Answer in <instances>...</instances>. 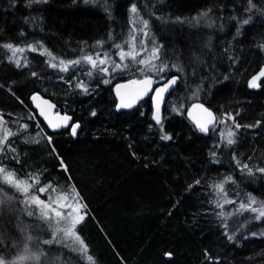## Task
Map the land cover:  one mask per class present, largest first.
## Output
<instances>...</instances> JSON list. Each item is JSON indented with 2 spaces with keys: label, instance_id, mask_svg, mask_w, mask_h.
<instances>
[{
  "label": "trees",
  "instance_id": "1",
  "mask_svg": "<svg viewBox=\"0 0 264 264\" xmlns=\"http://www.w3.org/2000/svg\"><path fill=\"white\" fill-rule=\"evenodd\" d=\"M133 5L162 46L158 62L168 68L159 75L178 76L162 126L149 96L116 108L114 85L135 78L138 65L103 73L86 64L60 73L39 51L29 52L27 67L0 57V113L13 132L28 125L8 142L16 158L6 150L0 163L19 179L39 174L38 187L76 189L85 207L75 231L94 264H264V218L240 210L247 198L260 201L258 209L264 202V79L256 89L247 85L264 65V0H0V44H41L64 61L111 54L129 35ZM35 91L80 123L75 136L43 124L30 101ZM195 100L217 117L234 116L235 143L222 142V119L208 135L196 131L185 115ZM227 177L232 203L225 204L211 186ZM0 188L14 197L0 205V256L19 255L26 235L39 241L32 249L53 239L54 220L49 228L34 208L28 216L24 196ZM44 245L46 264H89L71 239Z\"/></svg>",
  "mask_w": 264,
  "mask_h": 264
},
{
  "label": "snow or ice",
  "instance_id": "2",
  "mask_svg": "<svg viewBox=\"0 0 264 264\" xmlns=\"http://www.w3.org/2000/svg\"><path fill=\"white\" fill-rule=\"evenodd\" d=\"M251 3V0H249ZM130 11L134 15H138L137 8L133 5ZM203 15H207L206 13ZM249 21L245 20L243 23L247 24ZM142 27H137L134 22L133 32L130 36L128 42H126V46L128 48L127 51L124 50V47L117 44L115 47L119 49L117 55L120 57L121 63H114L111 59V56L108 53H104L103 57L97 53L96 55H85L76 60L64 61L60 60L57 63H51V60H54L55 57H52V54L47 51V49H43V46H39L41 51V55H47L50 57V67L56 68L59 67V70L62 72L69 71L70 67H74L75 65H79L81 63L90 64L92 69H97L99 71H103L107 73L109 69L107 67H100L101 65H106L109 63H114V67L112 71H116L118 69L127 68L128 65L123 62L126 59H131L134 63L143 65V68H140V72L144 75V79L141 80H130L128 85H137L138 88L135 90V93L126 101L124 95L121 94L120 89L127 88L128 85H117V95L120 96L121 102L117 105V108H131L138 99L147 95L151 86L156 82L152 79L149 73H156L159 75L160 73L166 72L168 65L161 64L159 67L155 63L160 58V51L162 46L156 45L154 41L153 47L150 52L145 56V58L137 59L139 56V52H137V47H139L140 52L147 51L145 40L137 39V34L142 33L145 37H149L151 35L149 31V21L143 20L141 21ZM111 38V37H110ZM103 41H97V45H102ZM3 47L7 48L11 52V56H9V60L15 63L16 67H27L28 61L27 58H21L20 55L26 51L24 47H18L13 44H5ZM28 51L36 52L38 51V47L36 45H28ZM180 70L179 68L177 69ZM88 76H92V72L89 71L87 73ZM32 76H37V73L33 72ZM264 78V68H261L258 74L254 75L249 81L248 86L250 88L259 87L258 81ZM160 79H164L163 76ZM176 77H173L170 80H167L162 87H158L155 89V96H153L154 102V113L153 119L155 122L162 126V117L160 114L161 102L163 101L164 94L171 88L172 85L176 83ZM105 83H109V81L105 80ZM78 88H84L85 85L83 82H80L76 85ZM34 101L39 100L40 97L38 95H34L32 97ZM48 108H54V105H51L48 101L42 102ZM37 107H40V104H37ZM193 108L201 109L205 114L203 121H196V125L201 132H208L209 126H214L215 123L221 121V117L215 116L210 110L203 107V105H193ZM176 110V109H174ZM41 115L45 116L49 127L52 129H59L61 127H67L71 129V134L75 136L77 134V129L80 127L78 123H69L71 117L67 115L60 116L58 113L56 114V120L48 118L43 108H41ZM95 115V113H93ZM224 120H231L236 128H239L240 125L235 123V118L231 114H225ZM259 124V121L257 122ZM28 128L27 124H22L19 126L17 132H13L8 127V122L4 119V115L0 113V154L4 153L6 150L13 153L15 157L16 149L9 146V140L11 137H14L18 134L20 130H26ZM235 133L229 128L225 133H221L222 139H226L227 144L231 145L235 143L233 136ZM49 142H51V137L48 138ZM163 140H170L171 137L167 134L162 136ZM215 155V153H213ZM61 168L64 171H67V166L64 165L61 160ZM239 163V162H238ZM242 168L247 169V171L251 174L252 169L249 168L248 165H242ZM259 172L264 173V168H259ZM231 180V177L225 178L224 181L213 184L211 187L215 190L218 197H222L224 203H232V201L226 198L225 192V183ZM41 183V176L39 174L30 175L26 179H19L15 171H10L3 163H0V185H8L10 188L15 189L16 192L20 193L24 196V200L22 203L25 205L27 209V215L33 216L35 213L32 210L36 209L39 213V218L49 224L50 227L53 226L52 221L55 220V227L53 231V239L43 241L44 244H52V243H63L65 240L71 239L73 241V250H77L75 245H79V251L87 257V261L89 264H94L93 258L90 255H87L88 248L85 244L84 240L76 233V226L83 220V215H81L82 210L84 209V205L80 202L79 193L73 187L69 190H63L60 188H54L50 183L44 185L43 187H38ZM197 184L200 181H196ZM39 194H33L34 190L37 189ZM191 187V185L189 186ZM41 194H48L47 200L41 199ZM14 199L13 196H9L6 192L0 188V205L11 202ZM216 204L217 208H223V204L220 203L219 200L213 201ZM257 202L255 198L250 197L249 203L240 204V210H250L252 212L258 213L256 219L264 218V206L261 208L253 207ZM221 216H225V213H219ZM230 215V214H228ZM63 223V227L59 225ZM227 227V225H225ZM62 234L63 239H60L59 236ZM255 235V233H253ZM229 239H233L232 236H229ZM34 243H39V241H35V238L31 235H26L23 241V249L19 255L15 256L13 259L8 260L3 256H0V264H29V262L36 261L39 262L41 257L44 255L43 252H33L31 245ZM166 255H171L170 253ZM209 259H211L209 257Z\"/></svg>",
  "mask_w": 264,
  "mask_h": 264
},
{
  "label": "rangeland",
  "instance_id": "3",
  "mask_svg": "<svg viewBox=\"0 0 264 264\" xmlns=\"http://www.w3.org/2000/svg\"><path fill=\"white\" fill-rule=\"evenodd\" d=\"M141 21H143V19L139 16V15H134L133 13H132V17H131V28H130V32H129V35H128V37H127V39H126V41L123 43V44H121V46L122 47H124V50L125 51H127L128 50V48H127V46H126V42H128L129 41V39H130V36H131V34H132V32H133V27H134V22H135V25L137 26V27H142L143 25H142V23H141ZM137 39H138V41L139 40H145V42H146V49H147V51H144V52H140V49H139V47H137V52H139L140 54H139V56L137 57V59H142V58H145V56L148 54V52H150V50H151V48L153 47V44L151 43L152 42V38H151V36H149V37H145L142 33H138L137 34ZM6 43H3V44H0V57H3V58H5V60H9V56H11V52L7 49V48H5V47H3V45H5ZM13 45H15V44H13ZM28 45H36L37 47H38V51L39 52H41L42 51V49H40V47L39 46H41V44H36V43H32V44H25V45H15V46H18V47H24L25 49H26V51L24 52V53H22V54H18V55H20L21 56V58L23 59V58H28V54H29V52L30 51H28L27 50V46ZM43 49H46L45 47H43ZM118 51H119V49H117L114 53H111V54H109L110 56H111V59H112V61L114 62V63H121V61H120V57H119V55H117V53H118ZM47 56V55H46ZM53 57V56H52ZM103 57V55H101V58ZM47 59H48V61H49V63H50V57L49 56H47ZM60 60L59 59H54V60H51V63H57L58 64V62H59ZM114 63H109V64H106V65H101L100 67H107L108 69H109V71L110 72H113L112 71V68L114 67ZM124 64H127L128 65V67L129 66H131V65H133V66H136V65H138V67H139V69L136 71V73H135V78H131L130 80H141V79H144V75L140 72V68H143L144 66L143 65H139V64H136V63H134L130 58L129 59H126L124 62H123ZM156 64H157V66L159 67L160 65H159V62H158V60L155 62ZM79 65H86V63H81V64H79ZM79 65H75L74 67H70L69 68V70H75L76 68H77V72H78V66ZM87 65H90V64H87ZM109 67H111V68H109ZM89 68H91V67H89ZM56 72H60V73H62V71H60L59 70V67H56ZM92 69V68H91ZM99 71V70H98ZM101 72H103V71H101ZM104 73V72H103ZM149 75H151V77H152V79L153 80H155L156 82L155 83H158V82H161L163 79H160V77H161V75H157L156 73H149ZM163 78L165 79L166 77H164L163 76ZM172 109H173V107H172ZM174 110V109H173ZM30 113L32 114V119L34 120V122H35V127H40V124H39V122L38 121H35V116H34V114L32 113V111H30ZM154 113V112H153ZM161 114V113H160ZM218 123H216V125H217ZM220 125H221V128H220V130H219V132H221V133H225V135H226V132H227V130L229 129V128H231V130L235 133L236 132V128L235 127H233L234 126V124H233V122L231 121V120H228V122L226 121V120H224V119H222V121H221V123H220ZM221 133H220V135H221ZM49 137V136H48ZM221 137V136H220ZM234 137V136H233ZM221 139H222V137H221ZM221 142V141H220ZM222 142H227L226 141V139H222ZM43 187V186H42ZM33 194H39V192H38V188H37V192L36 193H33ZM43 195H45V197H43ZM47 198H48V194H41V199H45V200H47ZM221 201L222 202H224L223 201V198L221 197ZM262 201V200H261ZM249 202V198H247L246 199V201H244V203L245 204H247ZM257 203L255 204V205H253V207L254 206H259L260 205V201H256ZM263 202V201H262ZM261 202V203H262ZM263 205L262 206H264V202L262 203ZM55 221V220H54ZM61 226H62V223H61ZM49 228H50V226H49ZM60 236H62V234L60 235ZM60 236H59V238H60ZM35 246V245H34ZM40 246L41 247H38V248H36V249H32V251L33 252H43L44 253V255L41 257V260L39 261V262H36V261H32V262H29V264H46L47 262H48V253L47 252H49V251H47V248L45 247V245H44V243H40ZM2 252V249H1V247H0V253ZM50 253V252H49ZM14 258V257H13ZM13 258H10V259H8V260H11V259H13Z\"/></svg>",
  "mask_w": 264,
  "mask_h": 264
},
{
  "label": "water",
  "instance_id": "4",
  "mask_svg": "<svg viewBox=\"0 0 264 264\" xmlns=\"http://www.w3.org/2000/svg\"><path fill=\"white\" fill-rule=\"evenodd\" d=\"M261 68H264V65L260 66L249 78H248V81L256 74L259 73V71L261 70ZM173 77H176V83L174 85L171 86V88L164 94V98H163V101L161 102V107H160V112L163 108V104L167 98V96L170 94V92L176 87V84H177V81H178V76L177 75H172L166 79H164L163 81L159 82L158 84H155V85H152L151 86V89L149 90L148 94H150V100H151V104H152V107H153V110L154 109V102H153V96H155V89L158 88V87H162L163 84L167 81V80H170L172 79ZM264 79V78H261V80ZM130 80H125V81H122V82H119L117 84L114 85V88H113V91H114V94L117 98V103H116V108H117V105L121 102V98L120 96L117 95V85H128V82ZM248 81H247V85H248ZM260 81H258V84H259ZM249 87V86H248ZM138 88L137 85H128L127 88H122L120 89V92L122 95H124V98L125 100L127 101L134 93H135V90ZM250 88V87H249ZM258 88V87H256ZM256 88H251V89H256ZM34 95H38L40 97L39 100H36L34 101L32 99V97ZM145 96V95H144ZM141 98L138 99L136 101L135 104H138L140 102ZM30 101H31V105L32 107L36 110V113L38 115V117L40 118V120L43 122V124L52 132H56V131H59L61 129H69L70 133H71V129L70 128H67V127H61L59 129H52L51 127H49L48 123H47V120L45 119V116L44 115H41V108L44 109L46 115L48 116V118L52 119L53 121L56 120V114L58 113L60 116H63V115H67L69 117H71V120L69 123H78L80 125V123L78 121H74L73 120V117L72 115L68 114V113H63V112H60L58 111V108H57V105L56 103L49 97H46L44 95H42L40 92L38 91H35L34 93L31 94L30 96ZM43 101H48L51 105H54V108H48L46 105H44L42 102ZM37 104H40V107L38 108L37 107ZM134 104V105H135ZM193 105H203L204 108L210 110L215 116V112L213 111L212 108H210L209 106H207L205 103L201 102V101H198V100H195L193 102H191L188 107L186 108L185 110V115L187 117V119L192 123V125L194 126V128L196 129V131L199 133V134H202V135H208L210 130L216 125L214 126H209V131L208 132H201L197 125H196V121L200 120V121H203L204 119V116L205 114L202 112L201 109H198V108H193ZM118 109V108H117ZM123 109H128V108H119L118 110H123ZM80 128V127H79ZM79 128L77 129V132L79 130ZM72 135V134H71Z\"/></svg>",
  "mask_w": 264,
  "mask_h": 264
},
{
  "label": "flooded vegetation",
  "instance_id": "5",
  "mask_svg": "<svg viewBox=\"0 0 264 264\" xmlns=\"http://www.w3.org/2000/svg\"><path fill=\"white\" fill-rule=\"evenodd\" d=\"M159 83V82H158ZM155 84H157V83H154L153 85H155ZM147 96H149L150 97V94H147V95H145V96H143V97H141V100L144 98V97H147ZM140 100V101H141Z\"/></svg>",
  "mask_w": 264,
  "mask_h": 264
},
{
  "label": "bare ground",
  "instance_id": "6",
  "mask_svg": "<svg viewBox=\"0 0 264 264\" xmlns=\"http://www.w3.org/2000/svg\"><path fill=\"white\" fill-rule=\"evenodd\" d=\"M47 138H49L48 135H47Z\"/></svg>",
  "mask_w": 264,
  "mask_h": 264
}]
</instances>
